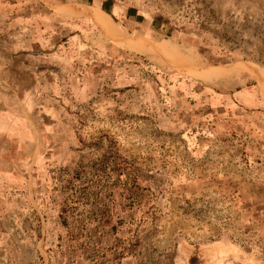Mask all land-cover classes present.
Instances as JSON below:
<instances>
[{
    "label": "rangeland",
    "instance_id": "374dc122",
    "mask_svg": "<svg viewBox=\"0 0 264 264\" xmlns=\"http://www.w3.org/2000/svg\"><path fill=\"white\" fill-rule=\"evenodd\" d=\"M0 264H264V0H0Z\"/></svg>",
    "mask_w": 264,
    "mask_h": 264
},
{
    "label": "trees",
    "instance_id": "16d2710c",
    "mask_svg": "<svg viewBox=\"0 0 264 264\" xmlns=\"http://www.w3.org/2000/svg\"><path fill=\"white\" fill-rule=\"evenodd\" d=\"M156 18H157V17H154V19H153L154 22L156 21Z\"/></svg>",
    "mask_w": 264,
    "mask_h": 264
},
{
    "label": "bare ground",
    "instance_id": "6f19581e",
    "mask_svg": "<svg viewBox=\"0 0 264 264\" xmlns=\"http://www.w3.org/2000/svg\"><path fill=\"white\" fill-rule=\"evenodd\" d=\"M202 70H203V69H202ZM252 72L255 73L254 71H252ZM252 72H251V73H252ZM256 72H257V70H256ZM260 74H261V73H260ZM256 75H257V74H256Z\"/></svg>",
    "mask_w": 264,
    "mask_h": 264
},
{
    "label": "crops",
    "instance_id": "0c3cea01",
    "mask_svg": "<svg viewBox=\"0 0 264 264\" xmlns=\"http://www.w3.org/2000/svg\"><path fill=\"white\" fill-rule=\"evenodd\" d=\"M243 99L245 98V97H242Z\"/></svg>",
    "mask_w": 264,
    "mask_h": 264
}]
</instances>
